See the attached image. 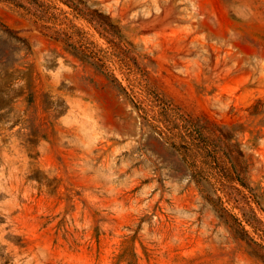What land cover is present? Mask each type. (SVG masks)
<instances>
[{
	"label": "rangeland",
	"instance_id": "374dc122",
	"mask_svg": "<svg viewBox=\"0 0 264 264\" xmlns=\"http://www.w3.org/2000/svg\"><path fill=\"white\" fill-rule=\"evenodd\" d=\"M42 1L68 40L0 0V264H264V0Z\"/></svg>",
	"mask_w": 264,
	"mask_h": 264
},
{
	"label": "trees",
	"instance_id": "16d2710c",
	"mask_svg": "<svg viewBox=\"0 0 264 264\" xmlns=\"http://www.w3.org/2000/svg\"><path fill=\"white\" fill-rule=\"evenodd\" d=\"M65 4H69V7L72 8L78 16H82V18L86 19L89 23L93 24V26L97 29L101 36L108 38L110 35L112 38L118 39L121 44V39H123L121 29L112 22L111 17L109 15L98 10H94L92 14L88 15L83 13V11L78 9V7L75 5H72L70 3ZM18 6L23 7L24 5L22 3H18ZM53 8L54 7L48 2L42 0H33L31 11L29 14L31 18H33L36 22H41L42 28L45 29L48 34H51L53 38L68 40L66 38V35L60 29H55V27L49 25L50 19L51 17H53L52 15L54 14L52 11ZM108 40L110 42H113L110 39ZM72 45L75 46V54L78 55L81 59L90 63L100 71H105L103 61L97 59V57L91 51H89L85 47H82L80 44H78V42H76L75 44L73 43ZM105 74L113 78L114 81H117V79L112 74H108L106 71ZM164 112L165 114L163 122L167 127L168 131L172 135H176L181 139H186L187 135L182 130V126L177 124L175 115L171 113L172 108L169 105H165ZM192 139L194 140V142L189 145L190 147L187 146L186 148L194 150L197 154H205L204 148L201 147L197 142H195L197 141L196 138L193 137Z\"/></svg>",
	"mask_w": 264,
	"mask_h": 264
}]
</instances>
